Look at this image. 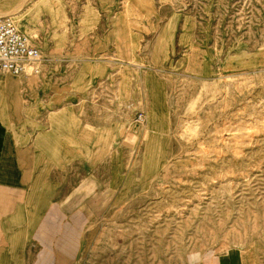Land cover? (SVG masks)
Here are the masks:
<instances>
[{"label":"rangeland","instance_id":"obj_1","mask_svg":"<svg viewBox=\"0 0 264 264\" xmlns=\"http://www.w3.org/2000/svg\"><path fill=\"white\" fill-rule=\"evenodd\" d=\"M0 13L40 48L27 76L52 72L57 105L78 92L88 129L104 122L97 158L56 173L92 184L76 191L89 217L76 264H264V0H0Z\"/></svg>","mask_w":264,"mask_h":264},{"label":"crops","instance_id":"obj_2","mask_svg":"<svg viewBox=\"0 0 264 264\" xmlns=\"http://www.w3.org/2000/svg\"><path fill=\"white\" fill-rule=\"evenodd\" d=\"M33 79L0 73V264H76L89 223L76 191L92 184L58 183L56 173L97 158L104 122L88 129L95 115L82 114L78 92L57 105L61 88L52 72ZM51 118L61 122L59 132ZM99 143L100 150L107 144ZM202 264L245 263L228 252Z\"/></svg>","mask_w":264,"mask_h":264},{"label":"built area","instance_id":"obj_3","mask_svg":"<svg viewBox=\"0 0 264 264\" xmlns=\"http://www.w3.org/2000/svg\"><path fill=\"white\" fill-rule=\"evenodd\" d=\"M42 61L40 48L15 26L10 16L0 15V73L24 77L38 74Z\"/></svg>","mask_w":264,"mask_h":264},{"label":"bare ground","instance_id":"obj_4","mask_svg":"<svg viewBox=\"0 0 264 264\" xmlns=\"http://www.w3.org/2000/svg\"><path fill=\"white\" fill-rule=\"evenodd\" d=\"M8 14H10V13H8ZM0 15H4V13H0ZM7 16H10V15H7ZM10 18H11V20L14 22V24H15V26L17 27V25H16V23H15V21H14V19H13V17L12 16H10ZM18 28V27H17ZM28 32H29V35H31V31H30V29L28 28ZM33 40V39H32ZM34 42H36L37 43V45H39V42L38 41H35L34 40ZM28 75V74H27ZM26 75V76H27ZM20 90V89H19Z\"/></svg>","mask_w":264,"mask_h":264}]
</instances>
